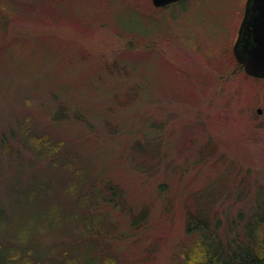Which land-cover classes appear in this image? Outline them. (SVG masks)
<instances>
[{"label":"rangeland","instance_id":"1","mask_svg":"<svg viewBox=\"0 0 264 264\" xmlns=\"http://www.w3.org/2000/svg\"><path fill=\"white\" fill-rule=\"evenodd\" d=\"M145 2L0 0V183L48 174L64 188L93 163L89 184L112 180L122 193L104 240L115 261L202 264L186 232L198 205L232 239L264 203V79L232 49L246 0H190L169 19ZM120 22L156 34L123 33ZM28 120L33 138L65 140L72 153L14 139ZM68 153L71 171L56 161Z\"/></svg>","mask_w":264,"mask_h":264},{"label":"trees","instance_id":"2","mask_svg":"<svg viewBox=\"0 0 264 264\" xmlns=\"http://www.w3.org/2000/svg\"><path fill=\"white\" fill-rule=\"evenodd\" d=\"M189 2L179 4L186 8ZM148 6L158 13L166 12L165 19L171 18L167 13L170 7L156 9L150 3ZM116 26L123 33H136L142 37L156 34L141 30L140 22L126 25L120 22ZM175 38L185 47L195 48L188 40ZM214 53L211 50L207 52L211 55ZM126 66L130 71L131 66ZM28 121L19 124L14 139L17 140L20 135L21 141H29L35 146L38 144L37 147H43L49 155L63 148L70 152L74 150L73 145L65 140L42 136L33 138L32 122ZM8 148L9 143L3 140L0 153L8 155ZM71 153L56 160L60 167L70 166L69 171L77 166L72 167L75 159H78L73 157L72 160ZM88 166L86 169L80 166L85 171L81 177L78 176L80 168L74 170V178L67 181L64 188L59 184V175L54 177L48 174L27 183L25 179L21 180L22 174L16 172L17 177L12 183H0L5 190L4 194H0V264H122L115 261V251L106 247L104 241L114 230L110 209L120 208L122 193L117 194L112 180L96 178V183L89 184L90 168L94 164ZM101 167L105 176V167ZM77 182L82 187L74 190L73 194L71 190L77 187ZM66 196L70 200H66ZM257 208L258 212L246 224L243 236L238 233L230 239L228 234L232 230L226 234L227 237L220 234V220L209 217L211 210L208 205H198L196 212L188 216L186 232L194 240V247L201 251L202 264H264V203ZM147 217V212H138L131 217V228L139 230Z\"/></svg>","mask_w":264,"mask_h":264},{"label":"water","instance_id":"3","mask_svg":"<svg viewBox=\"0 0 264 264\" xmlns=\"http://www.w3.org/2000/svg\"><path fill=\"white\" fill-rule=\"evenodd\" d=\"M182 0H152L156 7H165ZM233 52L245 73L264 79V0H246ZM259 113L262 111L259 109Z\"/></svg>","mask_w":264,"mask_h":264},{"label":"flooded vegetation","instance_id":"4","mask_svg":"<svg viewBox=\"0 0 264 264\" xmlns=\"http://www.w3.org/2000/svg\"><path fill=\"white\" fill-rule=\"evenodd\" d=\"M185 1H189V0H185ZM180 2H182V1H180ZM180 2H177V3L179 4ZM178 4H177V5H178ZM172 5H174V4H172ZM175 5H176V3H175ZM167 7H171V5H169V6H167Z\"/></svg>","mask_w":264,"mask_h":264}]
</instances>
